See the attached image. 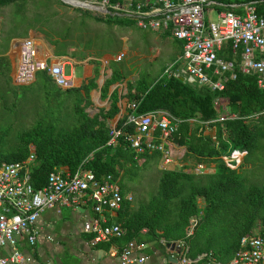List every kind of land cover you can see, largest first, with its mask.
<instances>
[{"label": "trees", "instance_id": "1", "mask_svg": "<svg viewBox=\"0 0 264 264\" xmlns=\"http://www.w3.org/2000/svg\"><path fill=\"white\" fill-rule=\"evenodd\" d=\"M26 1L0 0V15L1 10L10 4L21 11ZM116 1L119 0H109L110 3ZM249 1L255 3L258 14H264V0H215L213 7L220 11L228 9L231 4ZM86 18L81 22H86ZM93 18L95 22L105 21L111 26L135 23L130 17L112 12ZM24 20V17L18 19ZM167 33L164 35L168 36ZM171 42L175 50L173 59L175 54H180L182 47L181 42L173 37ZM106 52L111 54L109 50ZM217 56L233 60L235 64V77L226 79L222 90H210L206 85L182 82L159 74L148 79L147 73H140L134 82H126L124 97L127 105H134L133 109L127 107V113L142 114L160 109L180 120L170 139L176 146L184 148L183 161L190 158L197 163H212L213 172H190L186 164L180 169H161L156 192L148 199L142 202H135V198L122 200L112 221L106 220V223L117 224L123 231L120 237L111 239L121 247L130 240L137 243L146 239L182 241L187 246L189 258L210 251L218 261L226 263L238 249L239 238L243 234L257 226L261 232L264 231V177L261 182L249 181L248 178L252 169L264 175V87H257L255 74H243L238 70V57L231 52L230 45L218 51ZM115 64L114 61L109 63L110 75L100 88L101 98L105 97L109 85L123 78ZM0 65L8 68L6 56H0ZM40 74L45 82L50 81L45 72ZM96 76L95 72L80 88L60 90L54 86L48 90L45 97L50 98L51 110L38 117L33 116L30 127L14 134L9 131V125L4 130L0 129V162L23 160L28 155L29 145H32L34 158L29 168V183L33 189L45 185L47 175L53 170L65 167L72 174L80 166L90 170L97 180L111 175L117 180L120 194L125 195L126 186L120 182L122 174L138 165V157L148 159L159 154L135 156L122 140L114 147L106 145L110 119L118 112L117 101L121 96L114 88L108 97V108L99 109L89 117L80 103L85 100L84 103L88 104V93L95 87ZM2 80L9 83L6 82L9 77ZM1 85V101L5 95L11 103L17 104L21 97L19 86L8 84V92L5 93L6 89ZM80 89L83 96L79 94ZM221 99L227 102V114L232 116L218 120L223 107L215 100ZM67 101L72 105V115H65L60 121L56 112ZM126 114L116 120L115 127L131 131V125L125 124ZM12 115L13 122L21 116L17 110ZM188 119L194 121L189 122ZM207 127H213V140L206 132ZM232 151L244 152L241 163L235 168L226 166L221 158L225 156L233 164L234 160L229 158ZM245 165L249 167L244 168ZM191 217L195 218V223L191 233L186 235ZM88 237L90 239L91 235Z\"/></svg>", "mask_w": 264, "mask_h": 264}, {"label": "built area", "instance_id": "2", "mask_svg": "<svg viewBox=\"0 0 264 264\" xmlns=\"http://www.w3.org/2000/svg\"><path fill=\"white\" fill-rule=\"evenodd\" d=\"M89 3L105 12L132 18L141 30L168 31L180 41V54L162 72L167 78L206 85L210 90H222L224 81L235 77V64L233 60L218 57L217 52L230 45L231 52L238 57V70L243 74H255L257 87H264V14L257 13L253 1L215 10L214 20H209L208 14L213 11L215 0H119L114 3L98 0ZM16 44L13 84H28L36 72L44 71L60 88L73 85L71 78L62 72L61 59L46 62L37 58L30 39H20ZM123 55L120 52L106 60L117 62ZM227 116L232 115L221 113L218 120ZM179 122L160 109L142 114L131 112L126 115L125 124L131 125L132 130L123 131L111 126L106 145L114 147L122 140L135 156L158 152L160 167L165 168L172 163L170 138ZM234 154L232 151L229 158L233 159ZM33 158L34 150L29 145L28 155L23 160L0 162V264H25L26 259L18 248L19 238L24 236L30 247L34 245L39 235L36 222L44 210L58 212L62 207L75 210L81 204H91L97 216L82 224V231L91 234L90 245L110 241L123 234L117 224L106 223L101 216L105 211L115 212L122 200L132 199L130 194H120L117 180L109 174L97 180L90 170L80 166L72 174L66 168H58L47 175L45 185L33 189L29 183ZM222 160L229 168L233 166L225 156ZM204 167L202 163H196L195 173L203 172ZM194 223L195 220L190 222V228ZM176 242L179 246L176 264H190L192 260L186 255V244ZM141 248L142 244L133 240L125 243L118 251L119 263H143L147 256L137 254ZM203 256L206 264H264V231L261 232L257 226L243 234L239 238L238 249L226 263L217 261L211 252Z\"/></svg>", "mask_w": 264, "mask_h": 264}, {"label": "crops", "instance_id": "3", "mask_svg": "<svg viewBox=\"0 0 264 264\" xmlns=\"http://www.w3.org/2000/svg\"><path fill=\"white\" fill-rule=\"evenodd\" d=\"M212 8L213 11H215L214 7ZM71 10L73 9L71 8ZM94 11L96 13L99 12L101 15L108 13L105 12L104 10L103 12H100L99 10L98 11L94 10ZM70 15L73 16H71L69 22L70 21L72 22L73 19L74 20L73 22L76 23L77 19L75 18L77 17V14L72 13ZM87 21L88 20L86 19V22ZM134 25L136 26L135 23ZM79 31L83 32L81 30ZM121 31H123V35H125L124 37L126 39L129 38V36H131L129 41H130V45L133 48L130 45L126 44L123 45L122 49L120 50L124 54L123 56L126 57L127 55V58H125L126 61L125 64H120L114 61L116 63L115 64L116 67H118L119 69V72L123 75V78L120 81V82L123 81L122 82L123 91L122 92L117 91L118 96L121 97H119L117 101L118 112L113 118L110 119V126H114L116 120L120 118L122 115L127 113L128 106L130 107V109L133 108L131 107V104L127 105V99L126 97H124L125 85L127 81L134 82L140 74V73H136V70L133 69V66L137 65V63H135V59H136L135 57L136 55L139 54L138 45L142 44L143 46L146 47V43H142L141 40L142 37L147 39V35L150 37L151 34H155L156 37L158 36L167 37L170 38V40L172 38L170 33L168 34L167 32H158V31L152 32V31L143 30L147 34L145 36H141L136 32L134 33L128 28L125 29L123 27ZM165 33H167L168 36H165L164 35ZM86 35L87 34L83 36L82 34L80 36L79 33V36L77 35L71 36L67 32H62L58 34L57 33L55 34L53 32V36L48 37L39 28L29 27L23 36H19V35H16L19 37L11 36L7 44L5 45V48L0 51V56H6L9 64L8 68H6L4 65H0L1 80L3 78L5 79L9 77V81L7 80L6 82H9L8 83L9 85H15L12 82V74L17 57L16 41L27 38L33 42L34 47L36 49L37 58L43 59L46 62H52L61 59L62 72L66 77L71 78L73 84L71 87L80 88L82 85L87 84L89 79H91L96 72L97 76L94 79L95 87L90 89L88 93V104H85L84 103L85 100H83L80 103V106H83L84 112L89 117L92 116L94 113L98 112L99 109L106 110L109 105V101H108L109 94L114 88H116L114 84L120 83V82H115L109 85L105 97L103 98L100 97V88L104 80L108 78L110 75L109 63L113 61V60H108V61L106 60L107 58L110 57V54L107 53L106 51L109 50V52H112L113 48L109 47L108 49H103L99 47L98 49L97 47H95L96 44L93 43L94 40H90V39L85 40ZM151 51L152 48H149L148 54H142V57H149ZM174 52L175 50L173 48V51H171V56L173 55ZM177 56L178 54H175L173 59H175ZM173 59H171L170 62H172ZM169 63H166L163 67L165 68V66ZM65 66H68L69 69L68 73L64 72ZM106 67H108V69H106ZM95 69H97V71H95ZM163 70L159 73V76H163L162 75ZM40 72H44V71L36 72L33 80L28 84L16 85L19 86V88H21V97H20V101L16 104V110L18 114H23L24 116H26L24 118V121L28 120L26 121V123H30L31 121H34L32 120L33 116L38 117L40 114L44 113L45 111L47 112L48 109L51 110V106L49 104L50 98L45 97V94L47 93L48 90L51 91V89H53L54 86L59 88L60 90L67 89L56 86L51 81V79L50 81L45 82V79L40 74ZM75 72H77V75H75ZM79 94L83 96L82 89L79 90ZM68 101L65 104H63L65 105L64 107H61L56 112V117L57 118L59 117L58 120L60 121L64 120L62 119L63 116L66 115L68 117L70 113L72 115V111H71L72 105ZM54 110L56 109H53V111ZM175 148H177V146L173 144L172 163L176 162V160L175 161L173 160V149ZM139 158H143V157H138V159ZM157 158H159L158 165L160 166L159 154H157ZM241 161H242V157H241ZM183 163H187V162L183 161ZM248 167L249 165L244 166V168H248ZM64 168L65 167H61V169ZM125 194L131 195L130 186L129 188H127L126 186ZM95 215L96 214L92 211L91 204L89 203L81 204L75 210L69 207H62L58 212L53 210H44L39 215L36 222L39 228V235L36 238L34 245L30 247L26 243L24 236H21L19 238L18 248L26 259L25 264H120L118 251L120 250L121 246L117 242L110 240L105 242H99L95 245H90L88 241L89 240L88 236L91 234L84 233L82 231L83 222L87 219L95 217ZM101 216L104 217L107 221L108 220L112 221V217L115 216V212L105 211L101 214ZM194 220H195L194 217L190 218L189 225L186 229V235H189L191 233L192 228H190L191 225L190 222ZM142 232H144V230H142ZM188 232L189 234H187ZM46 237H49L50 239H47ZM165 243L166 242L163 241L162 239H159L158 241L155 239L144 240L141 243L142 248L139 250V252H137V254L146 255L147 260H145L143 263L140 264H174L169 261L164 262L163 260V254L166 252V249L164 247ZM204 254L205 252L198 254L194 258H190L192 260L190 264H206V258L205 256H203ZM202 257H204L205 260Z\"/></svg>", "mask_w": 264, "mask_h": 264}, {"label": "rangeland", "instance_id": "4", "mask_svg": "<svg viewBox=\"0 0 264 264\" xmlns=\"http://www.w3.org/2000/svg\"><path fill=\"white\" fill-rule=\"evenodd\" d=\"M83 1L89 2L90 0ZM19 6L21 7V4ZM23 6V9L19 12V9L16 10L15 7L11 6V4L6 6L5 9L1 10L2 15H0V51L5 48V45L7 44L11 36H23L26 29L29 27L39 28L48 37H52L53 32L55 34L67 32L71 36H79V33L80 36L82 34L83 36L87 34L85 40H94L93 43L96 44L95 47H97L98 49L99 47L103 49H108L109 47L113 48V51L110 54V58H113L116 54L120 53L123 45H130L129 39L131 36H129V38L127 39L124 37L125 35H123V31H121L123 27L125 29H130L134 33L136 32L141 36H145L147 34L143 30L136 27L134 24L128 26H111L105 21H102L101 23L95 22L93 17L100 14L99 12L97 14L94 10L73 7L62 2L61 0H27L25 5ZM71 8L80 9L73 11L71 10ZM71 12L73 14H77L76 23L73 22V19L72 22H69V19L71 18V16H73L70 15L72 14ZM215 15V11H210L208 14L209 20H214ZM22 17H24L25 20L18 21V19ZM85 17H87L86 19L88 21L82 23L81 20H84ZM79 30H83V32H80ZM141 40L142 43H146V47L142 44L138 45L139 54L135 57V63H137V65L133 66V69L136 70V73H147L148 75H146L148 79H152L160 73L161 68L166 63H169L171 61V51H173L174 47L170 38L161 36L156 37L155 34H151L150 37L147 35V39L142 37ZM149 48H152L149 57H142V54H148ZM125 58H127V55L126 57L122 56L121 60L117 61V63L125 64ZM106 69H108V67H106ZM64 72H69L68 66L64 67ZM75 75H77V72H75ZM122 82L114 84L117 91L119 92L123 91ZM1 83H3V85L0 84L1 87L4 86L5 89L9 86L7 83H4L3 80ZM18 90L21 91V88H19ZM6 92H8L7 89L5 90V93ZM10 102V98L8 96L6 98L5 95L3 97V101H1L0 99V129H3L7 125H9V131L11 133L13 132L14 134V132L30 127L33 121H31L30 123H26V121L28 120L24 121L25 116L21 114L20 118H17V121L15 119V121L13 122L14 117L12 114L16 111V103L13 104ZM218 102H220L222 106H224L222 113L227 114V102L224 99H221L220 101L218 100ZM206 132L212 136L213 140V127H207ZM177 148L173 149V160H176V162L168 164L165 168H161L158 165L159 158L157 157H150L148 159L139 158L138 165L136 167L122 174V176L120 177V182H124L127 188H129L130 186L131 196L132 199L135 198V202H142L148 199L151 194L156 192L157 182L161 169H180L183 165L186 164L187 171L196 172L194 168L197 162H195L193 159L188 158V160H186L187 163H183L184 148L179 146H177ZM241 157H243L242 153L235 152L233 157L234 163L231 168H235L239 163H241ZM202 164L205 166L203 172H213L212 163L205 164L203 162ZM249 173H251L248 177L249 181L259 182L264 177V175L262 174L261 176V173L256 169H252V171Z\"/></svg>", "mask_w": 264, "mask_h": 264}, {"label": "water", "instance_id": "5", "mask_svg": "<svg viewBox=\"0 0 264 264\" xmlns=\"http://www.w3.org/2000/svg\"><path fill=\"white\" fill-rule=\"evenodd\" d=\"M61 1L73 7H80V8L96 10V11L99 10L100 12H103V9L96 8V6L83 0H61ZM164 247L166 249V252L163 254L164 262L169 261L175 264L177 261V253L179 251L178 242L176 241L166 242L164 244Z\"/></svg>", "mask_w": 264, "mask_h": 264}, {"label": "clouds", "instance_id": "6", "mask_svg": "<svg viewBox=\"0 0 264 264\" xmlns=\"http://www.w3.org/2000/svg\"><path fill=\"white\" fill-rule=\"evenodd\" d=\"M236 152V151H235Z\"/></svg>", "mask_w": 264, "mask_h": 264}]
</instances>
